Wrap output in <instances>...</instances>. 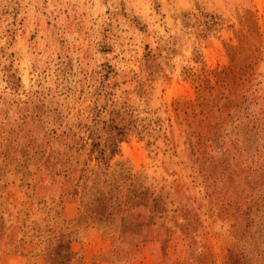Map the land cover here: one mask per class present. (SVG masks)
<instances>
[{
    "label": "rangeland",
    "instance_id": "374dc122",
    "mask_svg": "<svg viewBox=\"0 0 264 264\" xmlns=\"http://www.w3.org/2000/svg\"><path fill=\"white\" fill-rule=\"evenodd\" d=\"M0 264H264V0H0Z\"/></svg>",
    "mask_w": 264,
    "mask_h": 264
}]
</instances>
